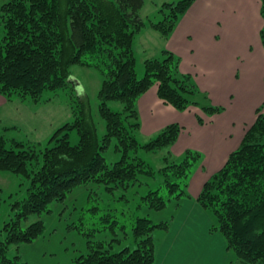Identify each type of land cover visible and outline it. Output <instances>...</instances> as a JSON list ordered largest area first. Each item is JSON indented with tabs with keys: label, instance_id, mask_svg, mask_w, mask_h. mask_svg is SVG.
I'll return each instance as SVG.
<instances>
[{
	"label": "trees",
	"instance_id": "16d2710c",
	"mask_svg": "<svg viewBox=\"0 0 264 264\" xmlns=\"http://www.w3.org/2000/svg\"><path fill=\"white\" fill-rule=\"evenodd\" d=\"M195 0L165 2L162 19L148 27L166 41L179 19ZM263 22L259 39L264 54V0H258ZM144 0H7L0 8V95L8 101H41L46 91L70 85L72 65L98 68L103 74L99 110L105 121L100 139L88 105L76 103L74 120L58 128L48 142L38 166L39 152L27 143L6 139L0 132V170L30 177L24 200L13 205L14 218L0 232V264H28L11 247L33 242L44 231L38 220L23 228L30 215L50 212L49 205L63 202L75 187L103 184L107 190L129 189L141 179L159 175L160 185L142 197L150 210L160 211L175 201V212L189 199L190 177L201 159L188 150L180 161L171 155L183 128L170 124L142 144L137 140L140 118L139 97L152 87L157 97L179 112L196 106L207 115L223 107L200 105L201 94L194 78L180 72V59L163 50L158 58L146 59L138 78L134 52L135 34L147 26L140 16ZM264 81V78H263ZM120 104L119 111L110 107ZM254 123L245 131L240 146L223 167L202 186L196 202L210 216L211 233L219 234L233 253L235 264H264V111L256 110ZM199 124L203 120L197 117ZM75 129L78 143L71 145ZM120 159L108 163L105 151L111 142ZM149 153L160 161L157 170L142 157ZM1 203V199H0ZM153 224L136 217L131 225L133 246L114 250V241L93 240L95 229L82 233L87 253L71 264H155L161 243L172 219ZM110 216L105 217L109 221ZM215 221V223H214ZM117 226V221H110ZM124 229V226H121ZM115 233L114 229L111 230ZM125 235V232H124ZM119 244V243H118Z\"/></svg>",
	"mask_w": 264,
	"mask_h": 264
},
{
	"label": "crops",
	"instance_id": "0c3cea01",
	"mask_svg": "<svg viewBox=\"0 0 264 264\" xmlns=\"http://www.w3.org/2000/svg\"><path fill=\"white\" fill-rule=\"evenodd\" d=\"M262 25L258 0H195L166 41L149 35L155 41L151 57L158 58L163 50L177 56L180 72L191 75L201 92L197 97L201 106L224 108L213 116L196 106L179 112L157 97L156 87L137 101L142 134L154 136L167 125L178 124L183 130L171 147L173 158L181 159L188 150L201 155L189 180L190 198L182 201L168 232L159 237L155 264H226L229 260L224 239L210 232V217L196 198L240 146L256 110L264 111ZM14 101L0 95V116H10L6 113ZM9 120L0 119V131L12 129Z\"/></svg>",
	"mask_w": 264,
	"mask_h": 264
},
{
	"label": "rangeland",
	"instance_id": "374dc122",
	"mask_svg": "<svg viewBox=\"0 0 264 264\" xmlns=\"http://www.w3.org/2000/svg\"><path fill=\"white\" fill-rule=\"evenodd\" d=\"M6 1L0 0V8ZM177 1L144 0L140 16L147 26L135 34L134 38L138 78L143 76L144 61L151 59L155 52V41L149 35L159 37L148 27V21L161 20L162 14L158 12L160 6L164 2ZM102 83L103 74L98 68L72 65L69 86L56 92H44L38 103L16 99L11 110L6 113L10 114L8 123L10 127H13L11 129L5 126L7 129H1L0 132L6 139H14L34 146L39 152L37 164L40 166L43 152L54 132L61 126L72 123L74 120L72 108L76 103L85 102L95 123L97 135L101 139L105 133V121L99 110V93ZM110 107L116 111L121 109L120 104L117 103H111ZM5 118L8 119L1 114L0 119L3 122ZM154 136L140 132L137 140L144 144ZM78 139L77 131L71 130L70 144L76 145ZM141 155L154 170L158 169L160 163L157 161L158 156L149 153H141ZM105 159L108 163H114L120 159V155L114 150L113 141L105 151ZM160 183L161 179L156 174L154 179L145 177L125 191L122 189L109 191L105 185L95 183L77 186L67 194L63 202L51 203L50 212L29 216L23 228L40 220L43 222L44 231L33 242L20 245L18 251L12 246L9 257L18 254L20 259L28 264H71L76 257L87 253V243L82 233H86L89 229L96 230L93 240H103L108 243L112 239L118 240L119 242H112L115 251L125 245L133 246L131 225L136 217H145L153 224H159L169 221L175 212L174 200L168 202L160 211L150 210L143 205L142 197L149 190H155ZM30 184L31 179L28 176L0 170V232L4 225L14 218L13 205L26 198ZM107 216H110L109 221H105ZM209 217L213 224L212 216ZM110 221H117V226H113ZM121 226H124L123 230ZM112 229L115 233L111 231ZM229 254L226 264H235L233 253L229 251Z\"/></svg>",
	"mask_w": 264,
	"mask_h": 264
}]
</instances>
